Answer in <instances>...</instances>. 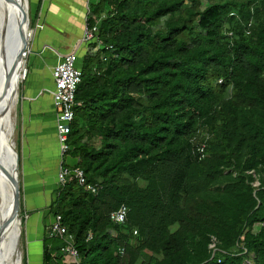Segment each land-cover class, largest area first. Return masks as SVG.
Here are the masks:
<instances>
[{
    "label": "trees",
    "instance_id": "1",
    "mask_svg": "<svg viewBox=\"0 0 264 264\" xmlns=\"http://www.w3.org/2000/svg\"><path fill=\"white\" fill-rule=\"evenodd\" d=\"M85 18L62 159L84 181L52 192L66 231L43 264H264V0H89Z\"/></svg>",
    "mask_w": 264,
    "mask_h": 264
},
{
    "label": "crops",
    "instance_id": "2",
    "mask_svg": "<svg viewBox=\"0 0 264 264\" xmlns=\"http://www.w3.org/2000/svg\"><path fill=\"white\" fill-rule=\"evenodd\" d=\"M31 1L34 15L38 12L40 14L39 22L42 27L37 30L44 33V41L41 49L36 37L33 45L28 46L27 63L31 77L28 75L21 88L16 141L19 144L22 205L28 215L24 227L25 261L26 264H43V237L54 220L49 213V204L53 190L60 184L57 177L59 153L54 127V107L50 93L54 83L50 69L57 61L56 53H66L77 44L84 29L88 8L85 11L86 0L77 1L75 12L79 10L80 13L79 17L74 16L79 21L75 25V19L67 17L69 8L75 1ZM58 27L60 30L56 29ZM81 50L78 55L83 51ZM33 57L37 58L36 62L32 61Z\"/></svg>",
    "mask_w": 264,
    "mask_h": 264
},
{
    "label": "bare ground",
    "instance_id": "3",
    "mask_svg": "<svg viewBox=\"0 0 264 264\" xmlns=\"http://www.w3.org/2000/svg\"><path fill=\"white\" fill-rule=\"evenodd\" d=\"M28 10V0H0V264H22L23 255L19 242L21 218L13 215V187L7 175L15 171L10 158L15 151L14 110L18 100L19 74L24 77L26 67L22 57L13 69L14 53L20 41L10 48L4 30L6 23L12 24V28L16 30L22 12H26L29 18ZM22 30L25 31L28 44L31 27L27 21Z\"/></svg>",
    "mask_w": 264,
    "mask_h": 264
},
{
    "label": "built area",
    "instance_id": "4",
    "mask_svg": "<svg viewBox=\"0 0 264 264\" xmlns=\"http://www.w3.org/2000/svg\"><path fill=\"white\" fill-rule=\"evenodd\" d=\"M37 28L42 27V23L38 22ZM33 31V30H32ZM96 26L88 28L85 25L81 37L77 40V44L74 47L63 54L56 53L57 61L51 67V76L53 79V89L50 91L54 107V127L56 133V140L58 145V153L60 157V166L58 170V180L59 183H63L65 177L69 174H73L78 178L80 182L84 181L83 173L80 169H67L62 167V159L66 152L69 150V145L67 142L68 134L70 131V124L73 120L74 111L73 106L75 104V93L77 86L81 79V69L77 66L78 53L79 50L83 49L86 44L95 37ZM28 53V46L24 53V56ZM204 145L199 147V157L204 156ZM87 189L94 192L95 187L91 184L86 186ZM127 207L121 206L117 210L110 214L112 221L116 223H122L127 215ZM51 232L53 234H58L64 236L65 227L61 224L60 216H56L51 224ZM133 233L136 234L137 230L134 229ZM66 242V247L64 248L71 256L77 258V251L73 246V239L70 236L63 237ZM216 241L213 238L209 244V248L212 249V255L215 254L217 248L215 246ZM123 253V249L120 250Z\"/></svg>",
    "mask_w": 264,
    "mask_h": 264
},
{
    "label": "rangeland",
    "instance_id": "5",
    "mask_svg": "<svg viewBox=\"0 0 264 264\" xmlns=\"http://www.w3.org/2000/svg\"><path fill=\"white\" fill-rule=\"evenodd\" d=\"M73 1H75V4H73V3L71 4V6L69 8V12L67 13V17H68V19H70L71 17H73L75 19L74 22H73V24L76 25V24H78L79 21H77L74 16L77 15L79 17L80 11L77 10V12H75V10L77 9V6H78L77 5V1L78 0H73ZM29 2H30V6H29ZM88 2H89L88 0L85 1V3H87V4H88ZM31 3H32V1L31 0H28V9H29L28 10V15H29V26L31 27V38H30L29 43L27 44V46L30 47L31 44L33 45V40L36 37V42L38 41L39 46H40V49H41L42 46H43V41H44V38H43L44 33L41 32L40 30H37V27H36V25L39 22V18H40L39 16H40V14H39V12H38L39 10H38L37 11L38 13L34 15V12H32L33 11V7H31ZM87 4H85V11L88 8V7H86ZM85 19L86 18H84V22H85ZM56 29L60 30L59 27L56 28ZM28 56H29V53H27L26 56H24V60H23V65H25V67H26V74H25L26 76L24 75V77H23L22 74H19L20 84H19V90H18V100H17L16 107H15V110H14V131L15 132H13L14 133L13 134V139L15 141V149L17 150L18 155H19V151H18L19 144H18V141H16V134H17V131H18V126L16 127V123H17V117H18L17 115H18V112H19L18 111V108H19V106L21 104V97H20L21 88H22V85L25 83L26 79L28 78V75H29V78L31 77V74L29 73L28 63H27L28 62ZM36 59H37L36 57H33V60L32 61L36 62ZM30 61H31V58L29 59V62ZM23 65H22V69L21 70H23ZM20 113H21V111H20ZM67 163L70 166L69 159L67 160ZM57 164L60 166V157H59V155L57 156ZM58 170H59V168H58ZM57 177H58V175H57ZM18 180H19V186H20V210H19V218H21V234H20L19 242H20L21 251L23 253V255H22V264H24L23 260H24V257H25L24 254L26 252L24 227H25V219L28 217V215L26 214V212H24L23 205H22V195H21V192H22V189H21L22 179H21V170L19 169V166H18ZM58 183H59V180H58ZM256 229L257 228L255 227L254 230H256ZM245 264H251L250 260H249V262L246 261Z\"/></svg>",
    "mask_w": 264,
    "mask_h": 264
},
{
    "label": "water",
    "instance_id": "6",
    "mask_svg": "<svg viewBox=\"0 0 264 264\" xmlns=\"http://www.w3.org/2000/svg\"><path fill=\"white\" fill-rule=\"evenodd\" d=\"M27 21V24L29 23V18L27 17L26 12H22L21 19L19 20V23L17 25V29L14 30L12 28V24L6 23V28L4 30V34L7 37L8 45L10 48H13L18 41H20V45L17 47L14 58H13V69L17 67L18 62L22 57H24V53L27 48V40L25 36V31L23 32L22 27L24 23ZM10 158L12 160V163H14L13 174H8V178L12 184L13 187V193H12V211L14 217L19 216V210H20V186H19V180L17 179L18 175V166H19V155L17 153V150L13 152L12 155H10ZM12 173V172H11Z\"/></svg>",
    "mask_w": 264,
    "mask_h": 264
}]
</instances>
